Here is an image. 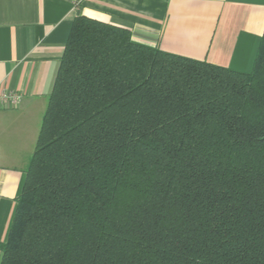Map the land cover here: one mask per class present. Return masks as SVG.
<instances>
[{
	"label": "trees",
	"instance_id": "obj_1",
	"mask_svg": "<svg viewBox=\"0 0 264 264\" xmlns=\"http://www.w3.org/2000/svg\"><path fill=\"white\" fill-rule=\"evenodd\" d=\"M0 264H264V33L251 71L75 17Z\"/></svg>",
	"mask_w": 264,
	"mask_h": 264
},
{
	"label": "crops",
	"instance_id": "obj_2",
	"mask_svg": "<svg viewBox=\"0 0 264 264\" xmlns=\"http://www.w3.org/2000/svg\"><path fill=\"white\" fill-rule=\"evenodd\" d=\"M77 16L128 29L133 43L248 73L264 33V0H0V246ZM2 254L0 250V262Z\"/></svg>",
	"mask_w": 264,
	"mask_h": 264
},
{
	"label": "built area",
	"instance_id": "obj_3",
	"mask_svg": "<svg viewBox=\"0 0 264 264\" xmlns=\"http://www.w3.org/2000/svg\"><path fill=\"white\" fill-rule=\"evenodd\" d=\"M20 95L13 91H0V110L15 109L18 107Z\"/></svg>",
	"mask_w": 264,
	"mask_h": 264
}]
</instances>
